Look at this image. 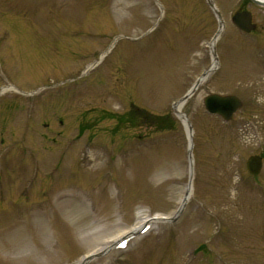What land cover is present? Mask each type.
I'll return each mask as SVG.
<instances>
[{"label":"rangeland","instance_id":"1","mask_svg":"<svg viewBox=\"0 0 264 264\" xmlns=\"http://www.w3.org/2000/svg\"><path fill=\"white\" fill-rule=\"evenodd\" d=\"M214 2L215 52L205 0H0V264H80L141 217L145 231L87 264H264V8ZM242 8L250 39L231 22ZM214 66L183 107L185 208L151 223L189 186L172 106ZM211 93L245 107L224 123Z\"/></svg>","mask_w":264,"mask_h":264},{"label":"water","instance_id":"2","mask_svg":"<svg viewBox=\"0 0 264 264\" xmlns=\"http://www.w3.org/2000/svg\"><path fill=\"white\" fill-rule=\"evenodd\" d=\"M252 3H254L255 5L264 7V1L262 0H250ZM209 8L212 10L213 14L215 15L216 19L218 20L219 23V31L217 32V34L214 36L213 40H216L221 32V29L223 28L224 22L222 19V16L220 14V12L218 11V9L216 8L214 1L213 0H206ZM232 22L234 23V25L246 32V33H250L251 31H253L255 29V26L252 24V16L249 12L244 11V12H240V13H236L233 17H232ZM205 78V80L207 79V74L204 73L197 81L196 83L193 85V87L188 91V93L181 98L178 102L174 103L173 105V112L175 113V115H177L176 112V106L179 103H183L185 104L189 98L191 96L194 95V93L196 92V90L199 88L200 84H201V80ZM203 105L205 108V111L211 115V116H217L220 117L224 122H229L233 116L242 108V101L234 95H218V94H209L205 97L204 101H203ZM186 131L189 134H192V125L190 123V121L187 119L186 124L184 125ZM189 160L192 163V141L190 138V143H189ZM263 167V161L262 158L260 156L254 155L251 156L247 162H246V168L248 170V172L250 173V175L252 176H258L261 173ZM191 179H192V175H190V181H189V190L191 188ZM188 200V191L185 194V197L182 201V204L180 205V207L178 208L177 212L174 214L173 217L166 219V218H162V221L165 222H169V223H173L175 222L178 217L180 216V214L182 213L186 202ZM107 251L96 254V255H90L89 257H87L85 263H87L88 261L94 259V258H99L103 255L106 254Z\"/></svg>","mask_w":264,"mask_h":264},{"label":"bare ground","instance_id":"3","mask_svg":"<svg viewBox=\"0 0 264 264\" xmlns=\"http://www.w3.org/2000/svg\"><path fill=\"white\" fill-rule=\"evenodd\" d=\"M264 1V0H262ZM217 40H213L211 43H210V46H211V49L215 46ZM104 53L101 54V57H103ZM215 69V66L212 67L210 70H208V76L212 74V72L214 71ZM205 81V78H203L200 82L201 84H203V82ZM5 89L3 88V91ZM183 107H184V104L183 103H179L177 106H176V112H177V117L181 120V122L185 125L186 122H187V117L185 115V113L183 112ZM192 165H190V174L192 175V171H193V167L191 168ZM190 193V191H189ZM188 198H189V195H188ZM159 217H156V218H153L151 221V223H156V222H159ZM145 217H141L139 219V221L137 222V225L133 228H131L129 231H126L124 232V235H123V239H126V238H130L132 236H135L136 234H140L141 232L145 231ZM119 238H122V237H119ZM123 239H120L118 240V244L119 242H121ZM111 246V244L109 243H106L103 247H101L99 249V251H104V250H107L109 247ZM80 264H84V260L80 263Z\"/></svg>","mask_w":264,"mask_h":264},{"label":"flooded vegetation","instance_id":"4","mask_svg":"<svg viewBox=\"0 0 264 264\" xmlns=\"http://www.w3.org/2000/svg\"><path fill=\"white\" fill-rule=\"evenodd\" d=\"M243 11H248V10H246V9H244V8H242V9H240V10H238L236 13H238V12H243ZM251 15H252V23L254 24V26H255V29L252 31V32H250V33H244V32H242V31H239V33L241 34V35H244V37H247V38H249L250 39V37H252L253 35H255L256 33H258V27H257V25H256V23L254 22V16H253V14L251 13ZM263 48H264V46H263ZM231 95H236V94H231ZM236 96H238V95H236ZM241 100H242V102H243V105H242V109L240 110V111H242L243 109H244V107H245V101L240 97V96H238ZM259 99H261L257 94H255L254 95V97H253V101H252V103H250L249 104V106H250V108H252V110H257V109H260V107L262 106L261 105V103H260V100ZM263 106H264V104H263ZM262 106V107H263ZM239 111V112H240ZM238 113V112H237ZM234 119V118H233ZM232 119V120H233ZM232 120L230 121V122H232ZM229 122V123H230Z\"/></svg>","mask_w":264,"mask_h":264},{"label":"trees","instance_id":"5","mask_svg":"<svg viewBox=\"0 0 264 264\" xmlns=\"http://www.w3.org/2000/svg\"><path fill=\"white\" fill-rule=\"evenodd\" d=\"M139 116H140V118H139L140 124L141 123L142 124H146V123L149 124L150 120L147 121V117H144L142 114H140ZM164 120H167V119H164ZM159 122H161V120ZM128 123H130V121Z\"/></svg>","mask_w":264,"mask_h":264}]
</instances>
